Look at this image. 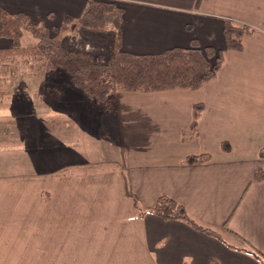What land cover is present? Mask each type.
Masks as SVG:
<instances>
[{
	"label": "crops",
	"instance_id": "obj_1",
	"mask_svg": "<svg viewBox=\"0 0 264 264\" xmlns=\"http://www.w3.org/2000/svg\"><path fill=\"white\" fill-rule=\"evenodd\" d=\"M111 1L124 11L125 52L154 54L197 40L201 47L222 51L224 62L200 87L118 90L108 109L77 91L80 107L90 110L82 120L109 128L102 129L109 136L101 137L114 155L108 158L102 150L96 158L82 155L78 163L50 164L49 170L45 165L42 173L0 175V264H264V178L255 179L264 171V0ZM87 2L0 0V5L52 30L64 14L79 18ZM225 19L255 27L243 36L241 48L227 47ZM11 45V39L0 37V48ZM34 96L27 113L13 109L12 102L0 108L6 122L0 124L2 148L23 155L34 144L48 145L28 140L49 134L46 128L23 130L29 117L58 140L72 141L79 127L70 119L75 109L62 112L69 119L58 118L66 129L60 134L57 125L46 124L56 116L41 110L46 104L61 109L41 92ZM197 103L204 108L193 124ZM16 119L18 129L11 124ZM200 154L208 159L188 160ZM73 164L85 166L65 169ZM162 195L183 204L197 224L220 236L149 212Z\"/></svg>",
	"mask_w": 264,
	"mask_h": 264
},
{
	"label": "trees",
	"instance_id": "obj_2",
	"mask_svg": "<svg viewBox=\"0 0 264 264\" xmlns=\"http://www.w3.org/2000/svg\"><path fill=\"white\" fill-rule=\"evenodd\" d=\"M123 14V9L114 1L88 0L79 18L64 14L58 31L52 35L49 27L43 23H33L27 13H11L0 5V37L12 41L11 47L0 48V60L6 61L15 56H30L42 62V68H45L46 73L65 72L70 85L81 90L103 109L114 106L118 90L197 88L214 78L221 68L225 59L223 52L213 46L201 47L197 40H192L188 47L175 46L160 53L125 52L121 48L120 37ZM76 24L92 33L107 31L113 46L111 54L107 57H103V54L96 56L85 46L66 43L62 32ZM25 30L30 31L37 38L35 44L22 43ZM255 30V27L246 23L225 19L224 36L227 47L241 48L243 36ZM59 84L58 80V84L50 86L58 90ZM203 108V103L195 105L193 124ZM260 156L264 157V147L260 150ZM207 159V154L192 155L188 158L191 162H204ZM263 178L264 171L259 170L255 174V179ZM148 211L166 220H184L196 229L220 236L217 232L197 224L189 216L184 205L169 196H159Z\"/></svg>",
	"mask_w": 264,
	"mask_h": 264
},
{
	"label": "rangeland",
	"instance_id": "obj_3",
	"mask_svg": "<svg viewBox=\"0 0 264 264\" xmlns=\"http://www.w3.org/2000/svg\"><path fill=\"white\" fill-rule=\"evenodd\" d=\"M57 31L58 28H53L51 30V34L54 35ZM62 36L64 38V41L69 45L75 44L81 47L85 46L86 49L94 52L96 56H101L103 54V57H107L111 54V50L113 49L112 42L110 43L111 36L107 31L100 33H92L90 31L80 28L76 24L71 29L63 31ZM36 42L37 38L30 31L25 30L22 38V43L24 45H32ZM42 67V62L37 61L30 56H15L13 58L7 59L6 61L0 60V90L8 91L0 92V99L12 98V101L10 102L1 101L0 108H8L10 103L12 102L14 104L13 109H15L16 111H25L27 113L34 105L33 99L37 97L34 96V92H41L43 96L48 97L47 100L51 98V100L54 101V105H58L57 108L61 109L59 111H54L51 110V105L46 104V106H43L44 109L41 110V113H51V115L56 116V118H50L48 119V121H46V124L48 126L53 128V126L57 125L55 127L56 130L60 134L65 133L66 129L63 126L64 124L61 121H58V118L69 119L65 115L63 116L62 112L66 109H68V111H70V109H75L72 111L74 118L70 119L71 123L74 126L79 127L74 132V135H71L72 141H69L70 137H67L63 140H58L54 135L51 134V130L49 127H41L38 126V124L34 126L31 121V118H27L28 122L25 123V127L23 128V130H27V133L28 131H31L33 133L34 130H36L38 133L39 130L41 131L45 128L47 129L46 131L49 133L47 136L46 134H43L40 136L31 137L28 140H31L33 143L36 144L40 143L41 140L42 142H47L48 145L42 144L46 146L43 147L42 145L34 146V144L31 147L27 148L25 154L23 155L19 153L17 149H15V151H10L8 147L2 148V146L0 145V175L15 176L42 173L46 171V168L43 167L45 165L49 167L51 166L50 164H52V166L55 167L59 162H66L68 160L74 161V163H78L83 159L82 155H86L87 159L96 158V155H98V153H100L102 150L105 151L106 156L108 158L113 157L114 155L113 151H108V149H110L109 145L106 144L108 141L106 142V139L104 137H101L107 135L109 136V134H102V129L109 130V128L102 127L101 125L98 126V122H96L97 119H95V125L97 126V128L93 125H87V122L82 120L83 117L85 118L87 115L90 114V110H83L80 107V105H82L83 103V98L80 94L77 93V91H82L69 84L68 75L65 72L59 71L55 74H49L46 73L45 68ZM57 79L60 81V89L58 88V90L50 86L53 84H58ZM67 85L71 89H69ZM51 100H49V102H51ZM40 102L45 103L44 100H41ZM4 112L10 111L9 109H6V111ZM72 119H74V122ZM75 119H78L79 124L76 122ZM11 122V124L13 125L12 127L14 129H18V127L16 126V124H18V120H12ZM5 123L6 122L0 120V124ZM88 126H92L90 130ZM4 128H7L6 130L9 133H12V129L9 126L6 125V127ZM96 137L100 138L101 140L97 139ZM0 140H2V138ZM49 143L57 144H53L51 146ZM52 153L54 155H61L62 157H53V159L50 160L49 156ZM71 156L73 157L70 158ZM84 166L85 165L77 166V164H73L66 167L65 169H67L68 171L82 170ZM102 166H105V164H103ZM50 168L51 167H49L47 170H49Z\"/></svg>",
	"mask_w": 264,
	"mask_h": 264
}]
</instances>
